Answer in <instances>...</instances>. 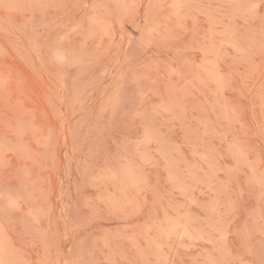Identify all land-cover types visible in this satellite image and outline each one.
Wrapping results in <instances>:
<instances>
[{"label":"rangeland","instance_id":"rangeland-1","mask_svg":"<svg viewBox=\"0 0 264 264\" xmlns=\"http://www.w3.org/2000/svg\"><path fill=\"white\" fill-rule=\"evenodd\" d=\"M0 264H264V0H0Z\"/></svg>","mask_w":264,"mask_h":264}]
</instances>
